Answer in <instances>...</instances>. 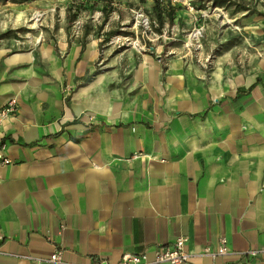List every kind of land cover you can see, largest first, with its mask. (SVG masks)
<instances>
[{
    "label": "crops",
    "instance_id": "1",
    "mask_svg": "<svg viewBox=\"0 0 264 264\" xmlns=\"http://www.w3.org/2000/svg\"><path fill=\"white\" fill-rule=\"evenodd\" d=\"M53 1L0 7L20 20L51 14ZM66 44L0 37V106L17 99L0 136L10 159L0 164V264L55 250L116 264L179 236L192 258L178 264H264V253L199 255L221 237L233 250L264 248V55L255 73H224L208 89L175 59L176 73L138 70L133 101L92 86L65 99V82L93 60L74 41L65 55Z\"/></svg>",
    "mask_w": 264,
    "mask_h": 264
},
{
    "label": "rangeland",
    "instance_id": "2",
    "mask_svg": "<svg viewBox=\"0 0 264 264\" xmlns=\"http://www.w3.org/2000/svg\"><path fill=\"white\" fill-rule=\"evenodd\" d=\"M218 1L54 0L51 14L20 20L7 18L9 8L0 7V37L55 43L62 36L63 53L78 42L80 58L92 48L91 64L80 67L75 82H65V99L92 86L133 101L141 88L136 72L154 62L160 76L182 69L208 89L224 73H255V61L264 55V0ZM175 59L182 60L180 69L171 66ZM84 118L99 120L89 111Z\"/></svg>",
    "mask_w": 264,
    "mask_h": 264
},
{
    "label": "built area",
    "instance_id": "3",
    "mask_svg": "<svg viewBox=\"0 0 264 264\" xmlns=\"http://www.w3.org/2000/svg\"><path fill=\"white\" fill-rule=\"evenodd\" d=\"M17 110V99L10 97L5 103L0 106V136H2V124L3 122L14 116ZM10 159L5 156L0 149V164H8ZM187 238L185 236H179L174 239L170 244L159 245L155 250L153 257L149 258L145 252L131 253L125 252L121 255L120 260L116 264H178L188 263L192 258V254L186 249ZM260 253H264V248L261 249H249V250H233L226 242L224 237H221L218 246L215 249L205 247L199 255L215 258L219 255H238V256H257ZM35 262V264H110L104 259L93 260L87 263H76L66 261L60 250H55L46 257L29 256L26 255Z\"/></svg>",
    "mask_w": 264,
    "mask_h": 264
},
{
    "label": "trees",
    "instance_id": "4",
    "mask_svg": "<svg viewBox=\"0 0 264 264\" xmlns=\"http://www.w3.org/2000/svg\"><path fill=\"white\" fill-rule=\"evenodd\" d=\"M218 2H222V0L218 1Z\"/></svg>",
    "mask_w": 264,
    "mask_h": 264
}]
</instances>
